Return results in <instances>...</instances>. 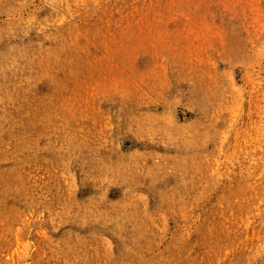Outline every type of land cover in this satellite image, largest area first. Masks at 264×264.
<instances>
[{"label": "rangeland", "instance_id": "1", "mask_svg": "<svg viewBox=\"0 0 264 264\" xmlns=\"http://www.w3.org/2000/svg\"><path fill=\"white\" fill-rule=\"evenodd\" d=\"M0 264H264V0H0Z\"/></svg>", "mask_w": 264, "mask_h": 264}]
</instances>
